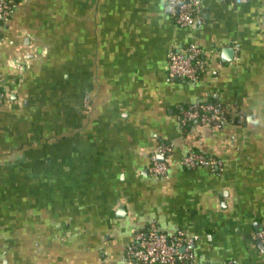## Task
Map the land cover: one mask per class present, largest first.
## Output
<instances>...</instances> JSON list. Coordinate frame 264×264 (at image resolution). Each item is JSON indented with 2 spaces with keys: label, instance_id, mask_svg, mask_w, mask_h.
I'll use <instances>...</instances> for the list:
<instances>
[{
  "label": "crops",
  "instance_id": "0c3cea01",
  "mask_svg": "<svg viewBox=\"0 0 264 264\" xmlns=\"http://www.w3.org/2000/svg\"><path fill=\"white\" fill-rule=\"evenodd\" d=\"M12 4L0 25V264H127L132 235L151 226L197 237L204 264H264V0H201L199 30L177 27L161 0ZM189 43L207 68L195 85L168 82L167 53ZM193 103L243 119L184 132ZM159 143L173 150L154 179ZM188 150L223 171L181 166Z\"/></svg>",
  "mask_w": 264,
  "mask_h": 264
},
{
  "label": "built area",
  "instance_id": "2783aa9c",
  "mask_svg": "<svg viewBox=\"0 0 264 264\" xmlns=\"http://www.w3.org/2000/svg\"><path fill=\"white\" fill-rule=\"evenodd\" d=\"M245 0H229L232 6L243 3ZM165 14L173 20L179 28L199 30L203 24L201 15V0H161ZM12 0H0V25L6 21L12 11ZM237 50V45L234 44ZM236 55V54H235ZM166 80L182 79L188 83L197 84L200 76L207 68L206 58L201 49L189 43L182 49L171 50L167 53ZM238 58L235 56L234 58ZM0 80V105L4 99ZM241 113L235 118L229 117L219 104L193 103L186 106L180 114V127L192 125L218 128L224 124L240 122ZM170 143H159L154 154L150 157L147 167L148 174L154 178L165 177L169 171V157L172 154ZM163 156L162 160L158 156ZM181 166L189 169L206 168L211 174L223 171L222 161L206 154L188 150L180 161ZM255 238L264 243V233H256ZM198 238L186 237L183 232L177 231L168 235L151 226L145 231H138L132 235L126 246L122 260L127 264H204L201 257H197L193 250Z\"/></svg>",
  "mask_w": 264,
  "mask_h": 264
},
{
  "label": "trees",
  "instance_id": "16d2710c",
  "mask_svg": "<svg viewBox=\"0 0 264 264\" xmlns=\"http://www.w3.org/2000/svg\"><path fill=\"white\" fill-rule=\"evenodd\" d=\"M213 104H216V103H213ZM192 125H194V124H192ZM192 125L191 126L190 125L184 126V128H183L184 132L190 131V129H192Z\"/></svg>",
  "mask_w": 264,
  "mask_h": 264
},
{
  "label": "water",
  "instance_id": "95a60500",
  "mask_svg": "<svg viewBox=\"0 0 264 264\" xmlns=\"http://www.w3.org/2000/svg\"><path fill=\"white\" fill-rule=\"evenodd\" d=\"M158 159H159V160H162V159H163V156L159 155V156H158ZM257 245H258V246H261V244H260L259 241H257Z\"/></svg>",
  "mask_w": 264,
  "mask_h": 264
}]
</instances>
